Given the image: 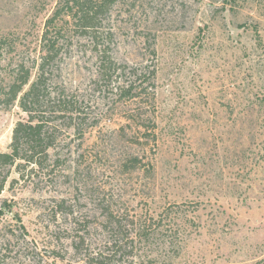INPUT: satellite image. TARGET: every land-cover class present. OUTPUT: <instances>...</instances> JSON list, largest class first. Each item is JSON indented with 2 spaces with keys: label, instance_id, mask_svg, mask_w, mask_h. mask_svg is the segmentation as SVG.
I'll list each match as a JSON object with an SVG mask.
<instances>
[{
  "label": "rangeland",
  "instance_id": "rangeland-1",
  "mask_svg": "<svg viewBox=\"0 0 264 264\" xmlns=\"http://www.w3.org/2000/svg\"><path fill=\"white\" fill-rule=\"evenodd\" d=\"M57 2L0 0V153ZM101 22L112 79L77 31L54 81L95 126L60 127L47 172L1 170L0 264H264V0H119Z\"/></svg>",
  "mask_w": 264,
  "mask_h": 264
},
{
  "label": "trees",
  "instance_id": "trees-1",
  "mask_svg": "<svg viewBox=\"0 0 264 264\" xmlns=\"http://www.w3.org/2000/svg\"><path fill=\"white\" fill-rule=\"evenodd\" d=\"M118 1L58 0L55 10L45 23L35 80L25 90L31 75L21 65L15 70L13 81L8 85V104L13 105L21 97L20 108L28 115V119L15 126L9 152L0 153V176L2 169L10 171L11 167L17 168L21 179L28 180L36 176L37 172L49 171L57 162V159L53 162L52 151H56L60 145V127L73 131L79 140H84L89 129L95 126L92 123L84 128L88 119L83 116V101L80 102L76 95L60 89L54 81L56 72L59 71L58 63L65 40L77 31L88 37L92 44L99 63V79H112V74L119 68L109 54V34L102 31L101 21ZM133 90V85L126 84L122 88V92L127 93H132ZM139 97L141 96L137 94L133 99L139 100ZM133 119V115L128 118L129 121H134ZM150 125L151 128L144 127L145 131L156 126L153 122ZM130 163L132 170H139L144 166L138 158H133ZM6 179L7 176L0 186V195ZM107 260L108 256L97 258L95 264H108Z\"/></svg>",
  "mask_w": 264,
  "mask_h": 264
}]
</instances>
